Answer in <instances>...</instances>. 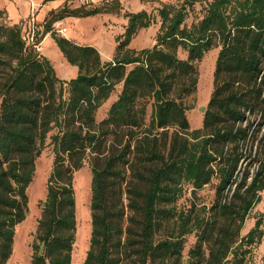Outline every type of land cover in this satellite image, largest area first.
<instances>
[{"label":"trees","instance_id":"trees-1","mask_svg":"<svg viewBox=\"0 0 264 264\" xmlns=\"http://www.w3.org/2000/svg\"><path fill=\"white\" fill-rule=\"evenodd\" d=\"M143 1H157L156 12H124L125 28L105 61L94 46L59 36L52 25L68 16L116 11L120 0L50 11L32 42L26 23H10L0 9V264L12 254L47 138L54 159L31 264H71L73 174L85 162L91 171V235L82 264H253L251 247L264 235V216L245 235L240 229L264 191V0H209L199 14L196 4L203 0ZM155 22V43L131 48L138 32ZM46 33L77 66L75 77L60 79L37 51ZM213 48L212 92L202 126L191 129L186 98L196 90L197 62ZM117 84V98L97 121V110ZM255 144L254 173L240 172ZM214 177L213 203L172 222L173 204L184 190L195 194ZM192 232L184 262L185 236Z\"/></svg>","mask_w":264,"mask_h":264},{"label":"rangeland","instance_id":"rangeland-1","mask_svg":"<svg viewBox=\"0 0 264 264\" xmlns=\"http://www.w3.org/2000/svg\"><path fill=\"white\" fill-rule=\"evenodd\" d=\"M141 3L146 6L148 11L151 13H155L156 6H159L157 1H143L140 0ZM166 2H176L177 0H162ZM203 0L201 4H196V12H200L201 6L205 3ZM132 11L135 12V7L127 4L126 0H120L119 9L113 12H101L102 14L110 13V17L107 20L108 28H103L102 25L99 27L101 30L98 32L100 34V39H105L106 43L102 49V54L107 57L105 54L111 55L110 44L113 43L115 45L116 36L113 32L111 26H116L117 28H125L126 18L124 17V12ZM67 30L64 33L58 31V26L53 23L52 28L55 31L54 33L63 36L67 39H70L76 43V40L73 39V35H77V26L62 24ZM61 25V27H62ZM92 26V25H91ZM92 28V27H91ZM158 28V23L155 22V25H151L148 28L141 29L139 32L138 41L135 38L131 46H134L136 41L137 45L136 49L139 47H150L155 43V33ZM112 29V30H111ZM28 30L26 29L25 36L26 40L28 37ZM77 31V32H76ZM92 31V30H91ZM87 35L89 32H86ZM114 34V36H113ZM45 35L51 37L50 33H46ZM44 35V36H45ZM103 35V37H101ZM99 36V35H98ZM109 36L112 37V41H110ZM97 36L93 34V32L89 33V39H95ZM115 37V39H114ZM52 38V37H51ZM44 37L42 38V40ZM53 39V38H52ZM79 41L82 43L81 45H86V40L79 36ZM41 40V42H42ZM54 40V39H53ZM49 41L44 44L39 45V49L37 51L47 57L49 61L52 63L56 75L58 76H66L70 75V68H74L69 63H66L63 59L62 63L60 59L55 55V51L50 47ZM91 45V44H89ZM93 45V44H92ZM97 45H100L97 43ZM103 46V45H102ZM218 48H213L209 52H207L203 58L197 62V71H198V79L197 86L195 92L186 98V102L191 105L190 109L187 110L186 114L189 120L190 128H200L202 126V118L203 112L199 110V107L202 105H206L210 94L213 88V71L215 68V60L217 56ZM114 53V52H113ZM47 54V56H46ZM100 54V53H99ZM179 56L184 58L186 53L183 51H179ZM101 56V55H100ZM113 56V55H112ZM111 56V58H112ZM60 58V57H59ZM110 58V59H111ZM103 61L110 60L104 59L101 57ZM74 70V69H73ZM71 79V78H70ZM65 86V85H64ZM66 88V86H65ZM121 90V84H117L114 90L111 92L110 97L99 107L96 113L97 121L101 120L107 112V108L109 105L117 98L118 93ZM64 95L66 93L64 92ZM151 108L148 105L147 113L150 114ZM147 120L149 118L147 117ZM53 133V132H51ZM256 144L252 147L251 157L245 156L243 163L240 166V172L243 171L244 168L249 169L250 175H252L256 169V161L253 160L257 158L255 154ZM249 151V149H248ZM247 151V153H248ZM53 151L52 145L50 144V138H47L40 155L35 160V172L32 179V182L27 188L28 195V211L26 213L25 219L18 223L15 227V235L13 239L12 246V254L7 260L6 264H31V254L32 247L31 244L34 239V235L36 232L37 222L41 216V208L42 201L46 196V182L49 172L53 165ZM239 175H241L239 173ZM218 182L217 177H214L212 181L205 185L203 188L195 191V194L191 193L190 188H186L181 197L173 204V209L175 215L172 218V222H178L180 220L181 214L184 212L191 211V214H195L197 212H203L202 208L209 207L213 201L215 200V187ZM73 188L75 194V211H76V232H75V241L72 247V260L71 264H82L86 253L89 249V239L91 235V216H90V197H91V171L88 162H85L83 166L76 170L73 174ZM232 191L225 190L224 199L226 196L229 199ZM264 216V191L260 194V200L257 202L247 214L244 223L240 229V236L245 235L248 230L254 225L255 220L258 217ZM262 229H264V223H262ZM163 231L158 233V235H162ZM195 237L194 233H189L185 236V247L183 250V258L182 260L185 262L187 258V251L189 247L194 243ZM262 256H264V235L259 243L253 245L251 247L250 258L253 264H262Z\"/></svg>","mask_w":264,"mask_h":264},{"label":"crops","instance_id":"crops-1","mask_svg":"<svg viewBox=\"0 0 264 264\" xmlns=\"http://www.w3.org/2000/svg\"><path fill=\"white\" fill-rule=\"evenodd\" d=\"M127 4H129L130 6L135 7V11L141 10V9H146L147 7L144 6L140 0H126ZM63 6H69V7H73V4H68L66 2V0H0V9H5L6 13H7V18L9 20L10 23H18L20 21H23L24 23H26L27 28H29L30 24H31V17H34V22L36 23V26L42 30L43 28V22L44 19L48 16V14L50 13V11H56L60 8H62ZM110 13H106L102 14V13H97L95 15H90V16H86V17H73V16H68L65 17L61 20H58L55 22L56 26L62 25V24H68V25H75L77 26V35H73V39L76 40L77 44H82L79 41V36L83 38V40H86V45L89 44H93L92 46H94L100 53L101 57H103L104 59H110L111 56L113 55L114 52V48L116 45V41L115 45L113 43L110 44V48H111V55L109 54H105L107 57H105L102 54V49L104 47V44L106 43L105 39L102 38L103 40L100 39V34H98V32H100L101 30L99 29V27L102 25L103 28H108L109 25L107 24V20L110 17ZM92 25V26H91ZM63 26V25H62ZM92 27V28H91ZM111 28L113 29V32L116 35L120 34L123 31V28H116V26H111ZM110 29V28H108ZM111 29V30H112ZM144 29V28H143ZM67 30V29H66ZM92 30V31H91ZM66 32V31H65ZM86 32H93V34H96V38L95 39H89V33L87 35ZM140 32V31H139ZM139 32L138 34L131 40L129 46L131 48H135L136 49V45H137V41L139 37ZM64 33V32H63ZM113 34V36H114ZM99 35V36H98ZM103 37V35L101 36ZM137 38V41L135 43L134 46H131L132 41ZM110 41H112V37L109 36ZM115 39V37H114ZM50 42L49 45L51 48L54 49L55 51V55L57 56L58 59H60V61L62 62L63 60L68 63L65 59V57L63 56L62 52L60 51V49L58 48V46L56 45L55 41L45 35L44 39L42 40V42L40 44L43 43V46L45 43ZM100 44V45H97ZM103 45V46H102ZM143 48V47H139ZM47 56V54H46ZM48 57V56H47ZM60 57V58H59ZM49 58V57H48ZM63 59V60H62ZM64 63V62H62ZM70 64V63H69ZM72 65V64H70ZM74 68H70V75L69 77L66 76H59L58 77L62 80H69L70 78H73L77 75L78 73V68L75 65H72ZM74 69V70H73ZM57 73V72H56Z\"/></svg>","mask_w":264,"mask_h":264},{"label":"built area","instance_id":"built-area-1","mask_svg":"<svg viewBox=\"0 0 264 264\" xmlns=\"http://www.w3.org/2000/svg\"><path fill=\"white\" fill-rule=\"evenodd\" d=\"M105 0H66V2L70 5H76V6H83L86 8L89 7H93V6H97L100 5L104 2ZM41 29H39L36 26V23L34 22V17H31V24L29 26V30H28V37H27V42H32L34 37L36 36V34L38 32H40ZM58 31L63 33L66 31V28L64 26L61 27V25L58 26ZM41 41L39 42V44L37 45V49H39V45H40Z\"/></svg>","mask_w":264,"mask_h":264},{"label":"water","instance_id":"water-1","mask_svg":"<svg viewBox=\"0 0 264 264\" xmlns=\"http://www.w3.org/2000/svg\"><path fill=\"white\" fill-rule=\"evenodd\" d=\"M199 110L202 111L203 113L206 110V105H202L199 107ZM40 252H43V244L40 245Z\"/></svg>","mask_w":264,"mask_h":264}]
</instances>
